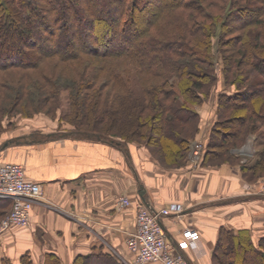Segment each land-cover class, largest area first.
I'll return each instance as SVG.
<instances>
[{"label":"trees","instance_id":"1","mask_svg":"<svg viewBox=\"0 0 264 264\" xmlns=\"http://www.w3.org/2000/svg\"><path fill=\"white\" fill-rule=\"evenodd\" d=\"M93 64L98 71L88 76ZM220 82L235 89L219 95L208 161L232 159L249 133L264 140V0H0V127L14 112L55 116L64 89L72 110L64 118L81 126L52 135L136 141L163 164L182 166L200 130L191 105ZM247 102L248 116L234 115ZM234 118L241 123L229 129ZM218 135L226 148L219 155L211 153ZM242 170L251 182L264 176V149ZM11 206L0 198V218ZM229 243L248 254L245 263L264 264V237L255 242L248 230L226 227L214 264L233 263ZM98 261L80 255L72 264ZM21 264H32L29 254Z\"/></svg>","mask_w":264,"mask_h":264},{"label":"crops","instance_id":"2","mask_svg":"<svg viewBox=\"0 0 264 264\" xmlns=\"http://www.w3.org/2000/svg\"><path fill=\"white\" fill-rule=\"evenodd\" d=\"M224 86L219 83L197 107L196 139L205 145L204 154ZM56 131H24L0 142V161L22 164L27 178L43 187L29 225L0 235V264H21L26 253L32 264H72L80 255L99 257L96 264H131L135 254L127 240L137 229L138 204L169 209L163 224L172 243L187 227L199 231L185 252L190 264H214L222 227L235 233L248 230L255 242L264 237V196L259 181L248 182L240 165L203 159L198 165L168 166L140 142L51 134ZM263 149L264 140L250 133L231 152L252 164ZM120 196L130 197L132 204L120 207Z\"/></svg>","mask_w":264,"mask_h":264},{"label":"built area","instance_id":"3","mask_svg":"<svg viewBox=\"0 0 264 264\" xmlns=\"http://www.w3.org/2000/svg\"><path fill=\"white\" fill-rule=\"evenodd\" d=\"M204 151L203 143L193 144L194 161H198ZM261 191L264 194V180ZM42 197V184L28 179L22 164L0 161V198L12 201L9 212L0 220V235L13 226L29 225L32 208ZM117 204L120 207L129 206L132 199L120 196ZM169 213L168 208L156 210L145 204L137 205V229L127 240L129 249L135 254L131 264H190L185 252L200 237L199 231L187 227L182 231V238L172 243L163 224V216Z\"/></svg>","mask_w":264,"mask_h":264},{"label":"rangeland","instance_id":"4","mask_svg":"<svg viewBox=\"0 0 264 264\" xmlns=\"http://www.w3.org/2000/svg\"><path fill=\"white\" fill-rule=\"evenodd\" d=\"M239 23L240 22H237L236 24H239ZM233 25H234V23L231 26H233ZM235 33H239V32L237 31ZM216 52L218 53L217 48H216ZM245 68H246V66L243 67V69H245ZM97 71H98L97 65L93 64L92 67L90 69H88V76H90L92 73H97ZM217 73L219 74V78L222 80V82H224L225 80H224V76H223V62H222L221 57L217 61ZM174 79L176 80V78L173 77V80ZM140 85H141V83H140ZM224 87L227 91H229L230 89H235L234 85H230L229 87H226V85H225ZM217 89H218V87H217ZM261 99H263V98L261 97ZM205 102H203L201 104L200 103H193L191 106L194 109H197V107L199 105H202ZM252 103L253 102H247V104H243V105H245L244 107H246V108L234 109L235 110L233 112L234 115L238 116V115H246L247 114V116H248V114H249L248 107L251 106ZM239 104H241V102ZM237 105H238V103H237ZM71 111L72 110H71V104H70V98L68 96V92H67V90L62 89V91L60 92L59 108L57 109L55 116H50L45 111L38 112V113L34 114L33 116H23L21 113H16V112H14V114L5 115L2 118V122H1L2 124L0 127V142L3 141V139H5V138L7 139L10 136L16 135V134H18L20 132H24V131H36V132L39 131L40 132V131H50V130H62V131L63 130H77L81 126L80 122H77L75 120H74V122H70L69 118H64V116L69 115L71 113ZM240 123H241V120L234 118L232 121L229 122L228 127H229V129H230V127L232 129H234L236 127V125H239ZM199 127H200V122H199ZM198 132L195 134L194 138L191 139V143L189 146V152H188V155L186 157L185 163L189 161V162L194 163V165H198L199 163H201V161H203V159H206L207 150H206L205 154L200 159H198V161H194V159H193L194 156L192 153V148H193L192 144L199 142L196 139ZM59 135H62V134H59ZM211 136H212V134H211ZM214 141L217 145L215 147H212L211 153L216 151V153L219 155L222 151H226V148H223V146H222V141H223L222 135L221 136H219V135L215 136ZM245 141H246V139H245ZM244 142L241 144V146L244 144ZM241 146H239V147H241ZM231 153H232L233 157H232V159L229 160V162L232 164L240 165L241 170H242V165L245 164V163H243L244 162V156L236 155L233 152H231ZM158 154H160V153H158ZM226 156H227V154H226ZM210 159L211 158L209 157L208 162L214 163V164H219V163L223 164V163L228 162L226 160L227 158L224 155L222 156V158L218 157L212 161ZM242 172H243V170H242ZM243 175H244V172H243ZM245 179L247 180L246 177H245ZM263 180H264V176H262L258 180L259 182L253 181V183L258 182V184H259L258 192L262 196H264V194L261 191V186L263 184ZM248 182H249V180H248ZM6 215L7 214H5L3 217H1L0 220L3 219ZM231 246H232V244L229 243V245H227V247H226V250L228 251V254H230L229 259L231 261H233L232 264H247V263H245V261L243 259L246 255L248 256V254H246V253L243 254L242 250H240L239 252H236L234 250V248Z\"/></svg>","mask_w":264,"mask_h":264},{"label":"water","instance_id":"5","mask_svg":"<svg viewBox=\"0 0 264 264\" xmlns=\"http://www.w3.org/2000/svg\"><path fill=\"white\" fill-rule=\"evenodd\" d=\"M8 144H9V142H6L5 146H7ZM141 195H142V198L145 200V197L143 196V193Z\"/></svg>","mask_w":264,"mask_h":264}]
</instances>
